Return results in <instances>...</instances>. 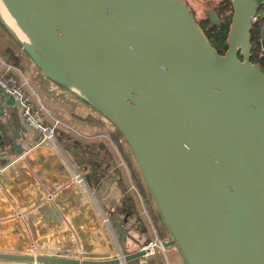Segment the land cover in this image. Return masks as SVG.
<instances>
[{
	"label": "water",
	"instance_id": "1",
	"mask_svg": "<svg viewBox=\"0 0 264 264\" xmlns=\"http://www.w3.org/2000/svg\"><path fill=\"white\" fill-rule=\"evenodd\" d=\"M3 1L49 61L15 34L37 68L124 137L169 231L165 245L186 264H201L192 238L209 264H264V69L251 60L262 4L232 0L221 54L183 0ZM209 16L220 26L214 10ZM261 42L264 53V16ZM146 255L36 260L120 264ZM0 259L33 260L4 251Z\"/></svg>",
	"mask_w": 264,
	"mask_h": 264
},
{
	"label": "crops",
	"instance_id": "2",
	"mask_svg": "<svg viewBox=\"0 0 264 264\" xmlns=\"http://www.w3.org/2000/svg\"><path fill=\"white\" fill-rule=\"evenodd\" d=\"M258 2L263 8L264 0ZM1 51L0 64L3 60L10 62ZM10 64L19 79L27 82V89L36 93L33 96L35 111L41 112L43 122L54 126L58 120L59 124L56 126V140L34 145L39 135L26 125L20 106L0 90V126L8 152L7 156L0 157V251L33 259H0V264H35L40 262L36 260L39 256L110 259L139 250L142 247L140 241L137 238L130 240L126 234L129 228L125 224L134 219H128L120 210L125 197L123 189H131L135 183L131 167L127 161H113L100 177L103 172L99 166L87 161L96 162L103 155L101 144L105 143L104 138L116 142L110 136L111 131L104 133L100 119L95 117V121L90 122V118L82 114L72 115L76 118L72 120L76 128L67 130L72 125V122L68 124L70 118L52 114L48 109L58 104L67 105L66 99L61 96L54 103L48 101V105L28 77L19 74L25 70L12 62ZM37 75L35 72L34 76ZM43 87L48 88L49 94L68 93L54 82ZM77 100L82 101L79 97ZM25 130V140L18 138ZM16 144H22V153H18L20 148H16ZM88 144L98 147L88 150ZM17 155L22 158L11 163ZM77 175L83 181H79ZM94 175L100 177L96 183L92 179ZM164 263L186 264L175 251H166Z\"/></svg>",
	"mask_w": 264,
	"mask_h": 264
},
{
	"label": "rangeland",
	"instance_id": "3",
	"mask_svg": "<svg viewBox=\"0 0 264 264\" xmlns=\"http://www.w3.org/2000/svg\"><path fill=\"white\" fill-rule=\"evenodd\" d=\"M183 2L187 5V8L190 12V14L193 16V18L195 19V21L197 22V24L200 26V28L202 29V31L205 34V28H209V26H215L217 28L223 26L227 21H229L231 23L232 21V16H233V2L232 0H183ZM1 7V6H0ZM214 10L217 15L219 16V18L221 19L220 22V26L218 24H213L210 15V12ZM1 12V10H0ZM1 15V13H0ZM4 27H2V24ZM13 35L15 37L16 40V44L20 47V51L23 54V56L26 58L25 60V64L24 67H27V69H24L25 71L21 70L20 71V75L23 74V76H27L28 79L30 80V82L32 83V85L36 88L37 90V94L40 95V97L44 98L45 101L47 102V104L49 105L48 101H51L52 103H54V100H58L61 96H63V100L66 99L64 102H67V105L63 106V105H56L55 108H50L49 106V110L52 112V114H61L64 116H68V118H70L69 123L71 124L73 119L76 118H72V115H78V114H82L83 116H86L87 118L93 116L96 117L98 119H100L103 123V131L104 133L106 132H112L114 131L116 128L115 126L109 121L107 120L105 117H103L97 110H95L94 108H92L90 105L86 104L84 102V100L82 101H78L77 97H81L80 95H78L76 92L72 91L73 93H60L56 92L53 94H49V92H47L48 88L43 87V85L45 84H51V81L44 75V73H42L39 69L35 70L33 67L37 68L36 64L32 61V59L23 51L22 46L18 43V39L15 36L14 31L8 26L7 22L4 20V18L2 17V15L0 16V51L2 50L3 47L8 46L9 42H11L12 38L9 35ZM11 38V40H10ZM14 43V41H13ZM31 66H33L31 69ZM38 69V68H37ZM36 72V74H38L36 77L34 76V73ZM22 76V79H23ZM36 78H41L43 81L38 82L39 84H37L35 82ZM45 79V80H44ZM39 80V79H36ZM58 89V88H56ZM36 97V96H35ZM69 99V100H68ZM82 99V97H81ZM35 116L37 118L38 121L43 122L42 118H41V112H36L35 111ZM49 116V114H48ZM75 117V116H74ZM57 120V119H56ZM99 121V122H101ZM62 123H64L61 120ZM44 123V122H43ZM73 128H76V126L74 125V122H72L71 127L67 130H71ZM111 132H110V136H111ZM109 135V134H108ZM112 137V136H111ZM124 137H123V139ZM104 144L109 148L110 151H112L115 155L116 161L123 163L125 161H127L125 155L122 153L121 151V147L120 142H114L112 143L108 138H104ZM122 142V141H121ZM114 144L117 147V151H115L114 146L112 145ZM113 146V147H112ZM128 153L130 152V149L128 148V146H126ZM132 159L135 162L134 156H132ZM128 163V162H127ZM136 164V162H135ZM129 165V163H128ZM137 166V164H136ZM130 167V165H129ZM132 174V171H131ZM129 184V182H128ZM131 190L133 191L135 198L137 200L138 206L140 207V209L142 210V216H145L146 218V222L150 224V228L152 230V237L150 238V240H147V237L141 233V228L138 227L137 228V222L138 220L134 217V220H130L128 222V224L126 223L125 226H127L129 228L128 231H126L127 237H129L130 240H133L135 238H137L140 241V244L143 246L144 244L150 242V241H155L158 242V240H162L159 236L158 230L155 226V224H153V222L151 221L150 217H149V212H148V207L146 205L145 199L143 197V195L141 194V191L139 190V188L137 187V185L134 184L133 187H131ZM108 219V218H106ZM108 223V222H107ZM115 223V222H114ZM117 225V223H115ZM126 227V228H127ZM165 242V240H162ZM156 252L153 255H149V256H145L144 259L145 260H151L154 258H157L159 256H163L164 261H165V253L166 251L168 253L170 252H177L178 256L181 257V254L178 250V248L176 246H173L172 248H169L168 250H162L161 248L155 247Z\"/></svg>",
	"mask_w": 264,
	"mask_h": 264
},
{
	"label": "trees",
	"instance_id": "4",
	"mask_svg": "<svg viewBox=\"0 0 264 264\" xmlns=\"http://www.w3.org/2000/svg\"><path fill=\"white\" fill-rule=\"evenodd\" d=\"M262 24H263V19L260 22L253 24V27L251 30V38H252V44H253L251 60L257 66L264 69V53H262L263 47H262V42H261ZM229 26H230V22L227 21L223 26L219 28L215 26H209V28H205V33L208 39L219 50L221 54H224L228 48L227 37H228V32H229ZM1 52L3 56L6 59H8L10 62H12L13 64L23 69H27V67H24L26 58L21 53L20 47L15 42L13 43V40H11L8 46L5 47ZM37 70L39 71V69ZM38 79H39L38 80L39 82L43 81L41 78H38ZM89 118H90L89 119L90 122L95 121V117H91L90 115ZM2 130L3 129L1 128V131ZM111 136L113 137L115 141L120 142V145H119L121 147L120 149L122 153L125 155L127 162L129 163L131 167L132 177L135 182L134 184L137 185V187L139 188V190L141 191V194L143 195L145 199L146 205L148 207L149 217L151 221L153 222V224H155L160 238L162 240H167V238L169 237V231L166 228L156 208V205L153 202L149 194L148 188L145 184V181L142 177L141 172L139 171V168L136 166L134 160L132 159V156H133L132 152L130 151L128 153V150L126 149L127 148L126 146H128L127 142L122 140L123 136L120 133V131L117 129L112 131ZM3 141H4V137H3ZM96 146H97L96 144H88L87 149L89 150L90 148L92 147L95 148ZM101 147L103 149V155L100 157L98 161L95 162V161H92L91 159H87L88 162L99 166L98 169H100L103 172L100 175V177L104 176V172L109 169L111 163L113 161H116L115 159H113L111 151L104 143L101 144ZM100 177H98L97 175H94L92 179L96 183L98 182ZM121 186H122V183H121ZM123 193L125 197H123V205L120 210L122 212H125V215L128 216V219H133L135 217L138 220L137 228L138 227L141 228V233L143 232L142 234H144L147 237V240L149 241L150 238L152 237V230L150 228V224L146 222L145 216H142L141 214L142 210L138 206V203H137V200L135 198L133 191L129 188H124ZM163 260H164L163 256H159L157 258L147 260V261H145L143 257H140V258L130 260L128 264H165Z\"/></svg>",
	"mask_w": 264,
	"mask_h": 264
},
{
	"label": "built area",
	"instance_id": "5",
	"mask_svg": "<svg viewBox=\"0 0 264 264\" xmlns=\"http://www.w3.org/2000/svg\"><path fill=\"white\" fill-rule=\"evenodd\" d=\"M264 16V7L260 8L259 12L252 17V23H258L263 19ZM14 67L10 62L3 60L0 64V90L12 98L15 103L20 106L22 109V114L25 119V123L29 129L37 133L39 137L34 140V145H40L47 140H56V126L59 124V121H56L54 126H48L45 123L38 121L35 116V103L33 96L36 94L34 92L31 93L27 89V85L25 82L21 81L19 77L13 72ZM41 136V137H40ZM8 152L4 146L3 141V134L1 131L0 126V157L7 156ZM22 158V155H17L16 157L11 159V163H14ZM79 181H83V178L79 175L76 176ZM109 221V219H106ZM155 247L161 248L162 250H167V246L165 242L162 240H158V242L150 241L144 244L141 248L147 250V255H153L156 252ZM123 256V255H122ZM35 264H60V263H52V262H45L40 261L36 262ZM120 264H127V263H120Z\"/></svg>",
	"mask_w": 264,
	"mask_h": 264
},
{
	"label": "bare ground",
	"instance_id": "6",
	"mask_svg": "<svg viewBox=\"0 0 264 264\" xmlns=\"http://www.w3.org/2000/svg\"><path fill=\"white\" fill-rule=\"evenodd\" d=\"M2 1L3 0H0L1 15L3 16V18L7 22V24L10 26V28L14 31V33L17 35L19 40L21 42H23L24 44L32 46L34 48V50L36 51L37 55L39 57H41L42 60H45L47 63H49V61L46 59V57H44L40 53V51L37 49L35 44L29 39L28 34L25 32V30H23V28H21V26L18 24V21L13 16V14L9 11V9L6 6V4L4 3V1L3 2ZM192 242L195 245V247L197 248V251L201 257V264H205V262H206V264H209V262L206 258V255H204L202 252L203 251L202 247H198V240L195 238H192Z\"/></svg>",
	"mask_w": 264,
	"mask_h": 264
}]
</instances>
